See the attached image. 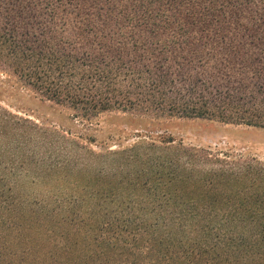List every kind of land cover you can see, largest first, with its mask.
<instances>
[{
  "label": "trees",
  "instance_id": "obj_1",
  "mask_svg": "<svg viewBox=\"0 0 264 264\" xmlns=\"http://www.w3.org/2000/svg\"><path fill=\"white\" fill-rule=\"evenodd\" d=\"M0 73L88 128L0 106V264H264V221L244 220L250 202L264 217V161L199 170L194 201L144 177H189L209 153L167 134L96 152L89 131L104 112L264 128V0H0ZM86 154L96 186L81 182ZM71 164L70 190L7 183Z\"/></svg>",
  "mask_w": 264,
  "mask_h": 264
},
{
  "label": "rangeland",
  "instance_id": "obj_2",
  "mask_svg": "<svg viewBox=\"0 0 264 264\" xmlns=\"http://www.w3.org/2000/svg\"><path fill=\"white\" fill-rule=\"evenodd\" d=\"M0 106L16 116L33 120L39 125L43 123L45 126H49L56 123L68 126L71 130L77 129V132L88 130L86 125H82L81 122L75 123L72 114L66 108L41 99L37 94L24 87L16 78L2 73H0ZM91 123L92 129L89 131L96 139L91 148L96 152H101V148L107 146H111L113 149H117L118 146L124 147V149L136 145L143 146L145 144L142 141L149 140L148 134H167L174 138L173 144L183 142V144L198 150L199 154L209 153V161L206 166L199 168L198 164L196 168L190 169L192 173H184L190 174L189 177L175 173V178L172 179L173 175H168V171L162 176H157L158 173L151 175L149 173L144 177L151 183L158 184L162 190L175 188L176 192L189 195L194 201H204L201 196L203 189L198 184L189 182L191 179L198 178L199 170L205 172L225 166V168H235L229 173L230 176L236 177L239 173L238 168L242 166L231 167L232 165L255 162V159L259 162L264 161V128L179 117H165L149 121L122 112H104L94 118ZM41 151L43 152V148ZM85 157L86 159L82 161L87 164L84 171L87 179H81V182L86 185L90 182L92 186H96L94 176L99 169V164L96 160L89 158L90 154H86ZM75 167L71 164L64 170L57 169V174H53L47 180L38 177V173L35 171L33 174L32 172L21 174V170L17 168L16 175L6 174L8 175L7 183L13 186L15 192L21 191L23 196L27 194L31 198H39L43 194L47 196L52 191L51 188H55L57 184L66 190H70L72 185L76 186L75 181L78 176H76L77 169L74 172ZM2 169L0 167V170ZM77 182L80 180L78 179ZM218 186L217 188L221 187ZM65 192L68 193V191ZM248 207L251 210L244 213V220L251 222L252 226H255L254 220H256V224L260 220L264 221L263 213H261L263 202L255 204L250 202ZM256 208H258L257 211H255ZM258 232L259 228L256 229L257 234Z\"/></svg>",
  "mask_w": 264,
  "mask_h": 264
}]
</instances>
